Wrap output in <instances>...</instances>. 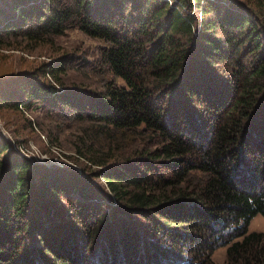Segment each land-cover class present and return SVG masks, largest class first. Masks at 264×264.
Listing matches in <instances>:
<instances>
[{"label":"trees","instance_id":"obj_1","mask_svg":"<svg viewBox=\"0 0 264 264\" xmlns=\"http://www.w3.org/2000/svg\"><path fill=\"white\" fill-rule=\"evenodd\" d=\"M71 30L95 61L0 77V112L77 128L63 167L0 132V264H264V0H0V48Z\"/></svg>","mask_w":264,"mask_h":264},{"label":"rangeland","instance_id":"obj_2","mask_svg":"<svg viewBox=\"0 0 264 264\" xmlns=\"http://www.w3.org/2000/svg\"><path fill=\"white\" fill-rule=\"evenodd\" d=\"M102 43L79 30H71L53 40L52 44L34 46L21 42V39H9L6 45L0 48V77L9 76L35 67L41 62L50 61L58 52L63 50H77L90 62L99 56ZM81 50V51H80ZM64 82L68 86L89 85L90 88L99 86V80L86 68L76 66L70 69L64 76ZM29 112V113H28ZM27 113L4 110L0 112V132L12 142L14 148L20 146L24 153L29 154L37 161H50L66 165L73 164L68 155L74 153V143L77 138V128L64 125L43 116L40 109H29ZM33 115L43 128H36L32 132L28 128L26 118ZM45 129V130H44ZM52 130L51 141L48 131ZM28 155V156H29ZM100 182L103 178L99 177ZM250 231H264V216L257 215L251 222ZM213 259L217 264L226 263V247L218 248Z\"/></svg>","mask_w":264,"mask_h":264},{"label":"built area","instance_id":"obj_3","mask_svg":"<svg viewBox=\"0 0 264 264\" xmlns=\"http://www.w3.org/2000/svg\"><path fill=\"white\" fill-rule=\"evenodd\" d=\"M19 150L22 152V153H24V150L22 149V147L20 146V148H19ZM27 157H29V158H32L29 154H26V153H24ZM29 155V156H28ZM32 159H34V158H32ZM39 162H41V163H46V164H48V165H58V166H65L66 164H62V163H56V162H54L53 160H50V161H39Z\"/></svg>","mask_w":264,"mask_h":264}]
</instances>
